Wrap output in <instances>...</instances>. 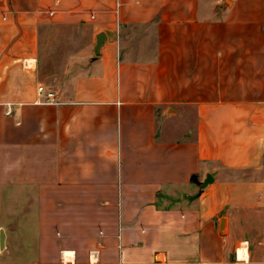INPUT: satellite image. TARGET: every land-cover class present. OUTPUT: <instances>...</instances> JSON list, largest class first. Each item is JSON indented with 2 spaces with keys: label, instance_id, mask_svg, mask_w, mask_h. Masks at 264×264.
I'll return each instance as SVG.
<instances>
[{
  "label": "crops",
  "instance_id": "obj_1",
  "mask_svg": "<svg viewBox=\"0 0 264 264\" xmlns=\"http://www.w3.org/2000/svg\"><path fill=\"white\" fill-rule=\"evenodd\" d=\"M263 254L264 0H0V264Z\"/></svg>",
  "mask_w": 264,
  "mask_h": 264
},
{
  "label": "rangeland",
  "instance_id": "obj_2",
  "mask_svg": "<svg viewBox=\"0 0 264 264\" xmlns=\"http://www.w3.org/2000/svg\"><path fill=\"white\" fill-rule=\"evenodd\" d=\"M53 24L50 25L52 28ZM54 27V26H53ZM52 31V30H51ZM76 41H71L72 38L68 36H51V46L48 47L47 51L44 52L43 60L39 63L37 71L42 83H38V86L43 87L44 94L50 92L53 94L54 98L57 97L59 88L58 80L65 77V79H71L74 75L81 71L87 62L88 56L84 53L81 57H76L75 60L66 61V64L59 61V57L64 55L65 49L68 50V44H76L73 46L81 45L82 49L86 48L87 42L85 37H77ZM74 42V43H73ZM63 65H66L63 67ZM43 80V81H42Z\"/></svg>",
  "mask_w": 264,
  "mask_h": 264
},
{
  "label": "water",
  "instance_id": "obj_3",
  "mask_svg": "<svg viewBox=\"0 0 264 264\" xmlns=\"http://www.w3.org/2000/svg\"><path fill=\"white\" fill-rule=\"evenodd\" d=\"M103 34H98L97 37H96V44H95V47H94V52L97 53L98 52V48L99 46L101 45L102 41H103ZM208 183V180L205 181V184Z\"/></svg>",
  "mask_w": 264,
  "mask_h": 264
},
{
  "label": "built area",
  "instance_id": "obj_4",
  "mask_svg": "<svg viewBox=\"0 0 264 264\" xmlns=\"http://www.w3.org/2000/svg\"><path fill=\"white\" fill-rule=\"evenodd\" d=\"M38 91H39L40 93H42V92H43V87H42V86H39V87H38ZM45 96H46V99H47V100H50V101H54V99H55L54 96H53V94L50 93V92L46 93ZM262 259H263V261H264V254H263V256H262Z\"/></svg>",
  "mask_w": 264,
  "mask_h": 264
}]
</instances>
